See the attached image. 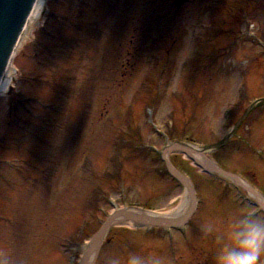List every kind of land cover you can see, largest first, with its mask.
I'll list each match as a JSON object with an SVG mask.
<instances>
[{
	"label": "rangeland",
	"instance_id": "1",
	"mask_svg": "<svg viewBox=\"0 0 264 264\" xmlns=\"http://www.w3.org/2000/svg\"><path fill=\"white\" fill-rule=\"evenodd\" d=\"M0 98V255L9 264H79L115 208L172 210L171 142L219 144L264 97V0H48ZM206 157L264 197V105ZM171 163L198 205L182 229L111 228L88 264L136 253L215 264L250 192L184 153ZM261 264H264L262 260Z\"/></svg>",
	"mask_w": 264,
	"mask_h": 264
},
{
	"label": "water",
	"instance_id": "2",
	"mask_svg": "<svg viewBox=\"0 0 264 264\" xmlns=\"http://www.w3.org/2000/svg\"><path fill=\"white\" fill-rule=\"evenodd\" d=\"M34 0H0V78H1V73L4 70L6 66V62L9 59L10 52L14 46V43L18 37V34L21 30V28L24 25V21L27 18V15L29 14L28 12L30 11L32 5H33ZM264 101V99H260L258 102ZM257 104V103H256ZM253 104L251 109L256 105ZM234 133V129L232 132L229 134V136L222 140V142L218 145L210 146L208 147V150L212 148H218L220 145H224L229 137ZM180 146L185 147L182 143H177ZM172 144L171 146H168L164 148L162 154H163V159L167 165V170L168 173L171 174L178 182L181 184H184L188 192H190L191 196V206L189 209V212L186 213L184 216L181 217H165L159 220H156L155 223L157 225H167L168 227H178L182 226L187 222V219L189 216L194 212V209L196 207V198H195V192L193 191V188L191 186V183L188 182L186 177L183 175V173H179L175 167L173 166L172 163L169 162L167 159V153L171 151ZM212 169V168H211ZM219 173H223L225 175H230L226 173L225 171L221 170ZM232 175V174H231ZM230 175V176H231ZM126 216V220H134L136 217L130 213L129 210H121V209H116L113 213H111L106 221L102 223V227L97 231V233L94 235V237L91 240L90 243V249L88 252L84 254V258L81 260L79 264H86V259L88 257V254L92 252L93 250L98 251L99 248L101 247L102 242L105 240L107 237V233L110 230L111 227L115 226L118 222V218Z\"/></svg>",
	"mask_w": 264,
	"mask_h": 264
},
{
	"label": "clouds",
	"instance_id": "3",
	"mask_svg": "<svg viewBox=\"0 0 264 264\" xmlns=\"http://www.w3.org/2000/svg\"><path fill=\"white\" fill-rule=\"evenodd\" d=\"M264 260V215L240 208L224 222L217 235L215 264H261ZM0 264H9L0 255ZM108 264H159L158 259L128 253L127 257L112 256Z\"/></svg>",
	"mask_w": 264,
	"mask_h": 264
},
{
	"label": "bare ground",
	"instance_id": "4",
	"mask_svg": "<svg viewBox=\"0 0 264 264\" xmlns=\"http://www.w3.org/2000/svg\"><path fill=\"white\" fill-rule=\"evenodd\" d=\"M48 0H35L33 3V6L31 10L29 11V14L27 16V19L25 20V24L23 28L20 31V34L16 40V44L14 45L11 55L9 56V60L7 61V65L5 69L2 72L1 78H0V98L6 94V91L11 88L13 85V81L17 75L16 70V59L19 56V52L26 46L28 40L34 35V31L36 30L37 26L40 24V20L42 17V11L45 10ZM177 147V145H176ZM188 152H190L189 156H193L195 158V161L200 165H205L207 163L206 161V155L205 151L206 148L199 147L195 144L190 143L188 146ZM241 186L248 187L250 189V186L244 179L236 180ZM186 195L184 199V203L179 205L178 207L172 209V210H164V211H144L139 208L130 209V213L133 214L136 218L142 219L143 221L148 220L151 222H155L156 220L165 218V217H174V216H180L184 215V213L187 212L189 206H190V198L188 195L187 190H185ZM252 196L254 198H257L261 205L264 207V198L261 197V195L257 192L252 190L251 191ZM119 221H123L124 218L118 219ZM90 249V245L84 247L83 253L88 252ZM92 254H89L86 261L87 264L92 258Z\"/></svg>",
	"mask_w": 264,
	"mask_h": 264
}]
</instances>
